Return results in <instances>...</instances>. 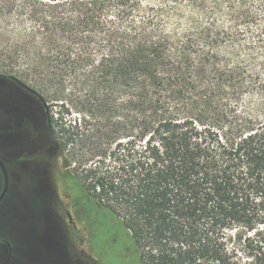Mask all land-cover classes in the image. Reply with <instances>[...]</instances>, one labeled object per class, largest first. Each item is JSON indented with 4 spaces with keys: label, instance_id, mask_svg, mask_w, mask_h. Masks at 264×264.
Masks as SVG:
<instances>
[{
    "label": "trees",
    "instance_id": "trees-1",
    "mask_svg": "<svg viewBox=\"0 0 264 264\" xmlns=\"http://www.w3.org/2000/svg\"><path fill=\"white\" fill-rule=\"evenodd\" d=\"M7 14L10 59L51 95L58 180L114 215L126 254L264 264V0H11Z\"/></svg>",
    "mask_w": 264,
    "mask_h": 264
},
{
    "label": "rangeland",
    "instance_id": "rangeland-1",
    "mask_svg": "<svg viewBox=\"0 0 264 264\" xmlns=\"http://www.w3.org/2000/svg\"><path fill=\"white\" fill-rule=\"evenodd\" d=\"M10 1L0 0V70L11 73L34 89L32 81L26 76H21L23 61L10 59V47L21 35L20 30L15 27L14 21L7 14ZM39 94L49 109L51 95L45 93L44 96L42 91H39ZM54 150L55 164L58 172L62 174L65 157H58V151ZM70 166L73 168L74 164L71 163ZM58 181L63 185L61 191L48 189L41 194L31 191L26 182L22 184L19 181H11L7 200L0 204V238L12 234L14 242H18L15 243L16 245L25 241L30 247L34 246L39 232H49L50 226L62 219L57 217L56 208V205L61 202L59 212L63 214L66 210L64 219L74 227L71 229V226L65 224L68 230L66 236L76 250L87 252V255H90L98 264H139L134 254L124 252V244L130 246V242L126 240V237L124 239L123 227L114 215L88 199L76 178L61 176ZM1 186L0 175V189ZM59 188L61 189L60 184ZM50 234L58 236L56 233ZM76 236L81 240H76ZM5 250L3 246H0V252Z\"/></svg>",
    "mask_w": 264,
    "mask_h": 264
},
{
    "label": "flooded vegetation",
    "instance_id": "flooded-vegetation-1",
    "mask_svg": "<svg viewBox=\"0 0 264 264\" xmlns=\"http://www.w3.org/2000/svg\"><path fill=\"white\" fill-rule=\"evenodd\" d=\"M27 87L34 90L11 73L0 70V161L8 176V189L0 204L7 200L13 180L26 182L27 187L38 194L48 189L60 191L57 176L60 173L53 155L57 147L50 140L45 124L47 106L36 90L32 92ZM0 175L1 193V170ZM60 203L56 205L57 217L62 219L52 224L49 232H39L34 246L30 247L25 241L16 245L12 234L0 238V246L6 249L0 252V264L91 263L87 252L76 250L67 238L65 224L71 229L74 227L64 219L66 210L63 214L59 212ZM51 232L58 236H52ZM78 239L81 240L76 236Z\"/></svg>",
    "mask_w": 264,
    "mask_h": 264
},
{
    "label": "water",
    "instance_id": "water-1",
    "mask_svg": "<svg viewBox=\"0 0 264 264\" xmlns=\"http://www.w3.org/2000/svg\"><path fill=\"white\" fill-rule=\"evenodd\" d=\"M27 88L29 90H31L32 92H34V90L30 89L29 87H27ZM40 98L43 101L44 105L47 106L45 100L43 99V97L40 96ZM0 170H1L2 176H3V189H2V191L0 193V202H1L3 197H4V195L7 192V189H8V176H7L6 170H5V168H4V166H3L1 161H0Z\"/></svg>",
    "mask_w": 264,
    "mask_h": 264
}]
</instances>
